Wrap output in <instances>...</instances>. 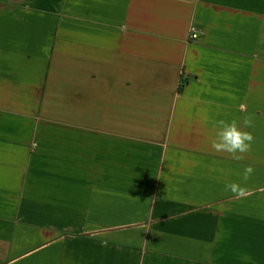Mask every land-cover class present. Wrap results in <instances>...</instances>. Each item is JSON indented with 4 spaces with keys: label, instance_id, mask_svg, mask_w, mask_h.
<instances>
[{
    "label": "crops",
    "instance_id": "0c3cea01",
    "mask_svg": "<svg viewBox=\"0 0 264 264\" xmlns=\"http://www.w3.org/2000/svg\"><path fill=\"white\" fill-rule=\"evenodd\" d=\"M0 264H264V0H0Z\"/></svg>",
    "mask_w": 264,
    "mask_h": 264
},
{
    "label": "clouds",
    "instance_id": "9594fccd",
    "mask_svg": "<svg viewBox=\"0 0 264 264\" xmlns=\"http://www.w3.org/2000/svg\"><path fill=\"white\" fill-rule=\"evenodd\" d=\"M121 30H124V26H121ZM214 126L216 132L215 139L211 141V147L218 153H227L233 160L244 159V154L250 151L255 139L250 131L243 130L254 126L252 115L245 116L240 124L236 120L229 122L225 119H219L215 121ZM35 147L36 145L33 144V148ZM253 172L254 168L251 165L245 166L242 180L248 181ZM225 187L237 199H243L252 194L246 187L237 182L228 183ZM104 243L107 242L104 241Z\"/></svg>",
    "mask_w": 264,
    "mask_h": 264
},
{
    "label": "built area",
    "instance_id": "2783aa9c",
    "mask_svg": "<svg viewBox=\"0 0 264 264\" xmlns=\"http://www.w3.org/2000/svg\"><path fill=\"white\" fill-rule=\"evenodd\" d=\"M196 34L195 33H192V36H195Z\"/></svg>",
    "mask_w": 264,
    "mask_h": 264
}]
</instances>
